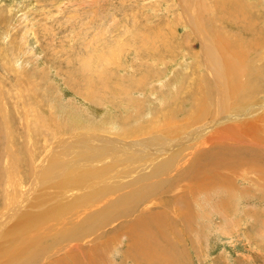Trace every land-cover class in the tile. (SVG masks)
Listing matches in <instances>:
<instances>
[{
    "label": "bare ground",
    "instance_id": "6f19581e",
    "mask_svg": "<svg viewBox=\"0 0 264 264\" xmlns=\"http://www.w3.org/2000/svg\"><path fill=\"white\" fill-rule=\"evenodd\" d=\"M181 2L184 20L199 45L197 62L202 69L187 87L180 81L176 86L175 93L185 91L187 99L164 110L169 104L162 97L163 123H149L148 127L154 126L146 134L159 130L144 140L118 144L97 135L59 137L37 163L28 160L21 180L15 158L8 156L7 165L0 166L6 177L3 182L0 175V185L7 186L0 191V264H107L104 253L109 252L111 237L106 228L111 220L132 215L161 192L178 190L171 202L184 208L175 214L180 229L172 221L163 223L162 210L110 230L122 231V237L128 238L125 260L169 264L173 259L163 255L159 238L193 234L190 195H197L194 207L202 210L201 202L209 201L208 191L221 190L226 199L219 198L218 205L225 209L223 205L248 192L252 179L264 181V134L260 133L264 130V64L247 62L264 59V30L241 0L218 2L226 10L212 19L203 17V1ZM226 20L250 38L238 31L219 33L216 23ZM157 36L141 37L140 47L159 53L153 46ZM239 56L247 61L241 64ZM90 78L83 81L92 99L94 87L104 88L105 82L94 84ZM146 78L142 76L137 85ZM127 92V87L122 89ZM142 126L130 129L131 134L143 133ZM236 180H242L241 187ZM19 184L26 189L18 190ZM82 190L71 199L64 196ZM97 204L101 206L95 208Z\"/></svg>",
    "mask_w": 264,
    "mask_h": 264
},
{
    "label": "rangeland",
    "instance_id": "374dc122",
    "mask_svg": "<svg viewBox=\"0 0 264 264\" xmlns=\"http://www.w3.org/2000/svg\"><path fill=\"white\" fill-rule=\"evenodd\" d=\"M181 1L0 0V103L8 121L5 127L0 115V166L7 165L8 156L15 158L21 180L28 160L37 163L59 137L97 135L127 144L155 134L159 128L149 134L145 130L161 125L162 111L187 99V92L175 93L179 81L187 87L202 72L197 62L199 45L184 20ZM202 1L200 11L206 19L226 10L218 4L223 0ZM241 1L251 7L256 24L264 30V0ZM226 22L216 23L215 29L250 38L248 32L237 30L236 23L231 27ZM154 34L158 38L153 46L160 50L156 54L140 47L141 37ZM240 59L241 64L246 60ZM247 62L261 66L264 59ZM86 76L94 84L105 82L104 88L94 87L92 99L85 93ZM142 76L147 78L139 87ZM125 87L127 95L122 93ZM164 96L169 104L165 109ZM149 123L154 124L148 127ZM137 126L143 133L132 135L130 129ZM0 175L6 181L5 171ZM242 180H236L237 186H242ZM251 181L248 192L238 195L232 206L223 205L227 211L218 205L219 198L226 199L221 190L208 191L209 201L201 202L202 210L194 207L197 195H190L193 234L159 238L163 255L174 260L169 264H264V181ZM25 184H19L18 190L24 191ZM6 187L0 185V191ZM83 191L64 196L68 200ZM179 192H161L132 215L111 220L106 228L111 237L109 252L104 253L107 264H139L125 260L129 241L122 231H110L119 224L164 210L163 223L172 221L180 229L175 214L184 208L171 202Z\"/></svg>",
    "mask_w": 264,
    "mask_h": 264
}]
</instances>
